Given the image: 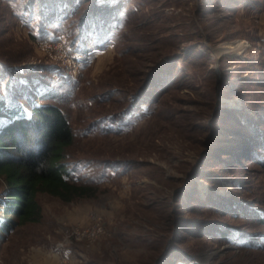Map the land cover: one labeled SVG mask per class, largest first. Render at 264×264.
Returning a JSON list of instances; mask_svg holds the SVG:
<instances>
[{"label": "rangeland", "instance_id": "obj_1", "mask_svg": "<svg viewBox=\"0 0 264 264\" xmlns=\"http://www.w3.org/2000/svg\"><path fill=\"white\" fill-rule=\"evenodd\" d=\"M41 2L0 0V100L61 83L57 54L76 48L52 102L74 132L68 167L97 193L39 194L41 220L2 233L0 264H264V0H72L47 18ZM96 3L114 14L85 41ZM91 213L101 234L56 249Z\"/></svg>", "mask_w": 264, "mask_h": 264}, {"label": "trees", "instance_id": "obj_2", "mask_svg": "<svg viewBox=\"0 0 264 264\" xmlns=\"http://www.w3.org/2000/svg\"><path fill=\"white\" fill-rule=\"evenodd\" d=\"M42 3L49 13L44 15L42 6L37 4L44 18L67 16L72 11V0H60V4H67L63 8L56 6V0H43ZM113 14L109 6L101 7L96 3L84 15L79 36L85 33L84 40L89 41V32L95 30L93 21L100 19L99 25L109 26ZM68 48L77 51L71 46ZM165 65L163 63L154 70L139 88L137 96L149 88ZM57 68L56 72H60L61 69ZM59 84L62 82L55 83L50 90L35 87L29 90L30 87L24 86L18 91L22 95L17 96V99L12 101L11 98L8 102L0 100V116L5 120L0 125V211L3 213V219L0 218V236L7 230L41 220L42 207L37 199L39 194L69 204L83 197H94L97 193V187L92 182L75 177L72 173L74 169L68 167L66 151L74 142V132L63 108L52 102H60L57 94L53 93ZM32 92L42 100L50 101L38 105ZM23 99L25 103H22ZM222 234L224 236L227 233Z\"/></svg>", "mask_w": 264, "mask_h": 264}, {"label": "built area", "instance_id": "obj_3", "mask_svg": "<svg viewBox=\"0 0 264 264\" xmlns=\"http://www.w3.org/2000/svg\"><path fill=\"white\" fill-rule=\"evenodd\" d=\"M58 41L61 40H50L45 39L42 41V43H45L44 46L50 48L51 44L58 43ZM58 59L62 62L58 64L61 69L60 74H55L54 81L55 82H67L72 81L76 78L77 70L80 66V61L84 58L82 55L78 54L75 51L69 50V49H63V51L58 52L57 54ZM59 61V62H60ZM100 219L97 213H91L90 216V222H93L90 229H84L82 231H74L69 232L68 228L65 227L62 231H64L63 240L56 245V249H61L65 246L66 242H69L71 237H74L77 240H88L89 242H92L95 240L102 232V226L100 225Z\"/></svg>", "mask_w": 264, "mask_h": 264}, {"label": "bare ground", "instance_id": "obj_4", "mask_svg": "<svg viewBox=\"0 0 264 264\" xmlns=\"http://www.w3.org/2000/svg\"><path fill=\"white\" fill-rule=\"evenodd\" d=\"M243 48H244V46L242 45V46L239 48L238 52L242 51Z\"/></svg>", "mask_w": 264, "mask_h": 264}]
</instances>
